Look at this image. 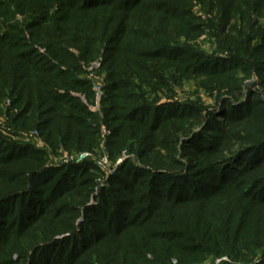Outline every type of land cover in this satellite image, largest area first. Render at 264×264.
Returning a JSON list of instances; mask_svg holds the SVG:
<instances>
[{
	"label": "trees",
	"instance_id": "16d2710c",
	"mask_svg": "<svg viewBox=\"0 0 264 264\" xmlns=\"http://www.w3.org/2000/svg\"><path fill=\"white\" fill-rule=\"evenodd\" d=\"M195 2L212 14L208 23ZM54 4L64 13L51 17L47 45L35 32L17 35L19 25L0 33V93L11 98L15 126L37 129L54 151L80 150L96 145L100 119L111 152L126 144L139 163L118 166L92 206L91 161L50 167L44 150L0 135V255L8 257L0 264H200L223 255L264 264L252 260L264 253V0ZM43 20L25 26L42 31ZM206 31L230 54L200 51ZM98 55L99 114L75 95L93 102L81 74ZM254 75L257 86L243 93ZM190 78L220 91L218 110L159 103L157 93Z\"/></svg>",
	"mask_w": 264,
	"mask_h": 264
},
{
	"label": "rangeland",
	"instance_id": "374dc122",
	"mask_svg": "<svg viewBox=\"0 0 264 264\" xmlns=\"http://www.w3.org/2000/svg\"><path fill=\"white\" fill-rule=\"evenodd\" d=\"M43 1V6L49 5L50 10L45 11L44 9H40L36 7L35 5L37 2ZM55 0H0V13L3 15L0 16V24H5L6 26L4 28H0V33L7 32V31H14L10 30L7 27L15 25L22 26L24 29L23 32L19 33L18 31H14L17 33V35L21 34L22 36H25L26 39L31 38L30 35L31 32H35L37 34L36 37H41L42 42L44 45H47V42L44 38V33L46 32L47 28H51L54 24L51 17L61 16L64 12L62 10H58V6L54 4ZM35 7L37 9H35ZM204 6L200 5L199 3L195 2L193 3V13L201 18L203 21L208 23L209 18L212 16L211 13H208L204 10ZM45 14L47 16V20H43L42 24L44 25L42 28V31L39 30L38 25H33L30 27H26L25 24L29 20V18L38 17L39 15ZM212 18V17H211ZM261 22H264V17L260 19ZM61 25H66L64 21H60ZM12 34V33H11ZM13 35V34H12ZM184 39V38H183ZM216 40H214V37L211 36L209 31L204 32L203 35H201L196 45L198 44V47L200 51L207 55H223L227 56L229 55L228 51H221L218 49V47L215 45ZM43 46V45H41ZM41 46H38V49L41 53H45V48H41ZM71 50L75 53H78V51H75L71 48ZM101 56L98 55L97 57L91 59L88 64L83 65V70L85 71L83 74H81L86 79L90 80L92 84V91H93V83L100 84L102 87H104L105 84V72L99 69L100 68V62H101ZM200 80V79H199ZM206 81V79H202ZM255 80V86L254 87H245L247 82H251ZM257 86V78L252 76L251 78L247 79L243 83V93H247L249 88H255ZM94 92V91H93ZM225 93V90H224ZM220 91L216 88H204L202 86L198 85V81H195L194 78H190L188 80H183L182 82L176 84L173 83L172 91H160L157 93L159 103H170L175 101H192L196 102L199 100L198 104L200 107L203 108V111L212 112L214 110H218L220 108ZM75 95H79L81 99H84V103L87 105H94L93 102L89 103L84 95L75 93ZM148 95V94H147ZM150 97H155L154 93L149 94ZM231 97V95L229 94ZM95 97V95H94ZM93 97V99H94ZM103 97V96H102ZM82 99V100H83ZM11 98L9 95L2 96V93H0V135L7 137L13 141L17 142H23L26 144H30L31 146H34L38 149H42L46 152V163L50 167H55L62 164H68L71 162L66 163V159H74L78 157L81 153H89L92 157L90 158L91 163L94 164V168L92 169L91 173L93 175V184H92V190L90 193L89 205H96L97 204V194L103 189L104 187L108 186L109 178L114 175L115 170L118 166H120L124 161H127V159H130L132 162L139 163L137 158L134 154L129 153L128 148L126 147V144L123 145L119 150L112 151L109 149L107 140L110 135V129L107 127V125L102 124L101 120L99 119V134L97 136L96 145L93 146L92 149H80V150H68L62 146L58 147L55 151L52 150L47 143L43 140L42 136L39 134V131L37 129H30L25 128L21 126H15V123L10 116V107H11ZM89 109V107H88ZM90 110V109H89ZM91 111V110H90ZM101 111V103L98 107L97 113ZM96 112V111H92ZM102 126L106 128L107 131H109V135H104L102 132ZM107 157V163L104 164L103 167H99V165L96 163L97 160H101L102 157ZM179 157V156H178ZM87 162V161H85ZM73 163V162H72ZM84 163V162H83ZM75 164V163H74ZM82 164V163H80ZM80 220V219H79ZM21 244V241L19 242ZM14 243L11 240L5 249H10L13 247ZM262 251V250H261ZM261 251H258V255H256L252 260L254 262H259L260 260H264V253H261ZM263 252V251H262ZM13 253V252H12ZM13 259H16V256L14 254L12 255ZM8 257L0 255V260L6 259ZM173 264H176V261H172ZM17 264H22V262H19ZM200 264H231V260L228 256H221L217 257L214 260H211V257H208L207 259H204L200 262Z\"/></svg>",
	"mask_w": 264,
	"mask_h": 264
},
{
	"label": "built area",
	"instance_id": "2783aa9c",
	"mask_svg": "<svg viewBox=\"0 0 264 264\" xmlns=\"http://www.w3.org/2000/svg\"><path fill=\"white\" fill-rule=\"evenodd\" d=\"M93 91H94V95H95L94 105H88V107L91 111L97 112L98 107H99L100 102H101V99H102V96H103V87L100 84L93 83ZM83 101H84V99H83ZM101 129H102V132L104 135H106V136L109 135V131H107L104 126H102ZM91 157L92 156L89 153L85 152V153H81L78 157H76L74 159L68 158V159H66L65 162L66 163H68V162L72 163L73 162L75 164H80V163H83L85 161L90 160ZM96 163L99 165V167H103L104 164L106 165V163H107V157L106 156L102 157V159L97 160Z\"/></svg>",
	"mask_w": 264,
	"mask_h": 264
},
{
	"label": "water",
	"instance_id": "95a60500",
	"mask_svg": "<svg viewBox=\"0 0 264 264\" xmlns=\"http://www.w3.org/2000/svg\"><path fill=\"white\" fill-rule=\"evenodd\" d=\"M255 83H256L255 80H253L251 82H247L246 85H245V87H254L255 86Z\"/></svg>",
	"mask_w": 264,
	"mask_h": 264
}]
</instances>
